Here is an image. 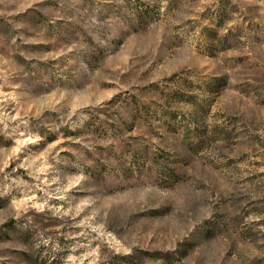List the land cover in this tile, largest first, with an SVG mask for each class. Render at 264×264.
<instances>
[{
    "label": "rangeland",
    "instance_id": "374dc122",
    "mask_svg": "<svg viewBox=\"0 0 264 264\" xmlns=\"http://www.w3.org/2000/svg\"><path fill=\"white\" fill-rule=\"evenodd\" d=\"M0 264H264V0H0Z\"/></svg>",
    "mask_w": 264,
    "mask_h": 264
}]
</instances>
